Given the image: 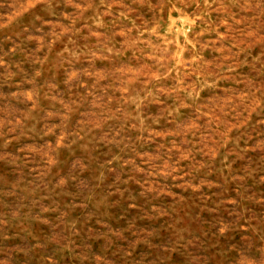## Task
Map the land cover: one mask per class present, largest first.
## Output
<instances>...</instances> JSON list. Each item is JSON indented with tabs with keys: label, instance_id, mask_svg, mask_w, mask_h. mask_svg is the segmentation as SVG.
Listing matches in <instances>:
<instances>
[{
	"label": "rangeland",
	"instance_id": "rangeland-1",
	"mask_svg": "<svg viewBox=\"0 0 264 264\" xmlns=\"http://www.w3.org/2000/svg\"><path fill=\"white\" fill-rule=\"evenodd\" d=\"M0 264H264V0H0Z\"/></svg>",
	"mask_w": 264,
	"mask_h": 264
}]
</instances>
